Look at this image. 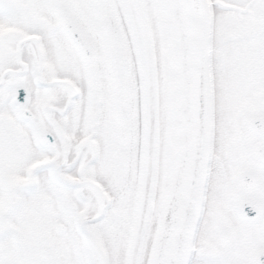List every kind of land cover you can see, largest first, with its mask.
<instances>
[{
  "label": "snow or ice",
  "instance_id": "1",
  "mask_svg": "<svg viewBox=\"0 0 264 264\" xmlns=\"http://www.w3.org/2000/svg\"><path fill=\"white\" fill-rule=\"evenodd\" d=\"M0 264H264V0H0Z\"/></svg>",
  "mask_w": 264,
  "mask_h": 264
}]
</instances>
